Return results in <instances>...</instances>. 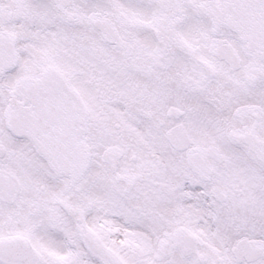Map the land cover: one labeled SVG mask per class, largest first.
Wrapping results in <instances>:
<instances>
[{"label": "snow or ice", "instance_id": "1", "mask_svg": "<svg viewBox=\"0 0 264 264\" xmlns=\"http://www.w3.org/2000/svg\"><path fill=\"white\" fill-rule=\"evenodd\" d=\"M0 264H264V0H0Z\"/></svg>", "mask_w": 264, "mask_h": 264}]
</instances>
